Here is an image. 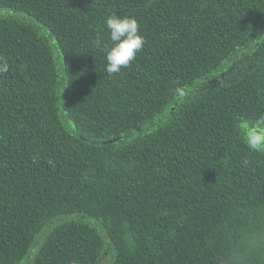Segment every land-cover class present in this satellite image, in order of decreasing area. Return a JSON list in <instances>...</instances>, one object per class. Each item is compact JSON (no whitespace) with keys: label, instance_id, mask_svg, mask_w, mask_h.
Wrapping results in <instances>:
<instances>
[{"label":"trees","instance_id":"1","mask_svg":"<svg viewBox=\"0 0 264 264\" xmlns=\"http://www.w3.org/2000/svg\"><path fill=\"white\" fill-rule=\"evenodd\" d=\"M0 57V264H264V0H0Z\"/></svg>","mask_w":264,"mask_h":264},{"label":"clouds","instance_id":"2","mask_svg":"<svg viewBox=\"0 0 264 264\" xmlns=\"http://www.w3.org/2000/svg\"><path fill=\"white\" fill-rule=\"evenodd\" d=\"M105 27L109 33V45H104L100 38H97L95 44L104 53L107 61L106 71L111 76L130 66V62L134 61L137 53L142 50L145 40L139 34V24L135 18L120 17L113 13L106 18ZM8 71L7 61L0 57V74ZM236 129L242 143L250 151H264V114L255 121L240 118Z\"/></svg>","mask_w":264,"mask_h":264}]
</instances>
